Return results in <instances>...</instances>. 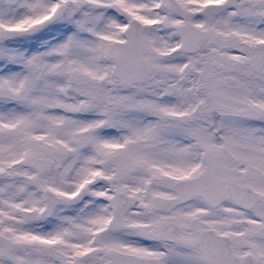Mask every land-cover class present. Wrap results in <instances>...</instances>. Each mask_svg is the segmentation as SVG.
Masks as SVG:
<instances>
[{
	"label": "snow or ice",
	"instance_id": "1",
	"mask_svg": "<svg viewBox=\"0 0 264 264\" xmlns=\"http://www.w3.org/2000/svg\"><path fill=\"white\" fill-rule=\"evenodd\" d=\"M0 264H264V0H0Z\"/></svg>",
	"mask_w": 264,
	"mask_h": 264
}]
</instances>
